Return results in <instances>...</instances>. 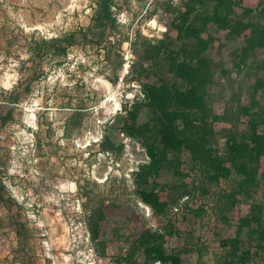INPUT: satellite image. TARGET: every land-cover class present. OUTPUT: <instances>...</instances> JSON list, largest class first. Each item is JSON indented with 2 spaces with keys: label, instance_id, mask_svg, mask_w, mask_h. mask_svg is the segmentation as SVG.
<instances>
[{
  "label": "rangeland",
  "instance_id": "374dc122",
  "mask_svg": "<svg viewBox=\"0 0 264 264\" xmlns=\"http://www.w3.org/2000/svg\"><path fill=\"white\" fill-rule=\"evenodd\" d=\"M186 1L115 0L119 24L111 40L121 39L124 63L119 67L118 47L105 40L71 46L63 58L31 49L42 38L90 25L96 0H0V264H116L115 257L124 254L128 242L144 228L156 229L166 222L135 195L133 173L147 156L121 126L124 104L142 96L138 82L126 78L137 58L131 40L140 35L142 49L144 36L160 39L170 30L179 38L173 17L184 10ZM237 2V12L246 15V30L231 36L213 23L208 27L215 36L210 55L217 68L211 105L219 113L239 102L248 104L264 77V48L248 56L243 52L256 24H264V0ZM17 95L18 101L9 103ZM263 97L260 90L261 105ZM147 120L143 108L138 122ZM247 120L235 115L233 122L215 126L243 130ZM105 135L115 144L109 151L102 149ZM223 143L221 137L220 146ZM182 159L181 177L165 170L163 182L201 180L188 150ZM224 172L227 178L205 180L196 195L170 211L179 232L166 237L169 261L179 263L172 254L180 252V264H220V241L236 236L253 201L264 203L263 181L250 187L245 183L251 175L232 167ZM237 182L239 202L232 206L223 194L233 192ZM86 196L104 203L105 257L99 256L90 238ZM242 236L246 238V230ZM247 264H264V256L256 253Z\"/></svg>",
  "mask_w": 264,
  "mask_h": 264
},
{
  "label": "trees",
  "instance_id": "16d2710c",
  "mask_svg": "<svg viewBox=\"0 0 264 264\" xmlns=\"http://www.w3.org/2000/svg\"><path fill=\"white\" fill-rule=\"evenodd\" d=\"M96 4L90 25L60 36L42 38L31 48L32 51L38 55L63 58L71 46L92 42L98 44L105 40L118 47V65L121 67L124 63L121 39L114 43L111 40L119 24L114 10L115 0H96ZM237 4V0H187L184 10L173 17L180 31L179 38L172 36L170 30L160 39L144 36L142 49L138 48L140 35L131 40L137 58L130 65L126 78L138 82L142 96H138L131 105L124 104L121 131L138 140L147 156V160L133 173L135 195L152 209L154 216L163 217L166 222L156 229L144 228L134 240L128 242L126 252L115 257L116 264H180L181 253L172 254V259L179 262L175 263L171 259L169 261L165 248L166 237L179 232L169 217L170 211L178 210L184 199L196 195L205 180L227 178L228 172L224 171L228 167L251 175L246 186L258 187L264 182L261 179L264 105L258 98L260 90L264 96V77L261 88L251 94L248 104L239 102L232 109L226 107L222 113L214 112L211 105L217 68L210 55L215 36L208 33V27L213 23L219 29H227L231 36L241 34L248 28V23L245 21L246 15L237 12ZM203 33L207 35L203 36ZM261 48H264V24L258 22L243 52L248 56ZM153 76L154 81L150 80ZM27 89L30 90L29 87ZM18 99V95L12 97L9 103H15ZM143 108L148 112V120L144 124L138 122ZM235 115L248 118L246 129L216 128L217 122H233ZM221 137L224 138L223 146H220ZM103 139L104 151L115 148L110 136L105 135ZM185 150L189 151L192 169L201 180L163 182L160 177L165 170L174 175L180 174ZM240 186L241 183L237 182L233 192L223 194L228 204L234 206L239 202L235 190ZM103 205L101 198L86 196L84 201L86 225L101 257L107 253V241L101 238V222L106 217ZM246 217V221L239 224L236 236L220 241L224 250L220 255V264H247L256 253L264 256V203L253 201ZM245 230L246 238H243ZM199 252L202 257V248Z\"/></svg>",
  "mask_w": 264,
  "mask_h": 264
}]
</instances>
